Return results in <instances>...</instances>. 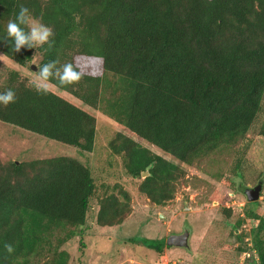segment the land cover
Here are the masks:
<instances>
[{
	"label": "trees",
	"instance_id": "1",
	"mask_svg": "<svg viewBox=\"0 0 264 264\" xmlns=\"http://www.w3.org/2000/svg\"><path fill=\"white\" fill-rule=\"evenodd\" d=\"M20 5L52 28L54 44L13 53L0 42V54L22 68L39 56L37 70L53 59L58 67L74 62L81 80L66 90L50 86L82 106L52 89L39 95L31 79L11 71L0 92L11 88L16 100L0 105V122L90 153L96 120L84 107L100 112L159 150L121 133L108 143L127 176L148 173L138 189L157 206L173 199L184 177L166 157L192 165L242 140L261 112L264 136V0H0V37ZM95 190L93 172L71 157L0 161V264H68L60 248L85 224L93 198L98 226L120 224L130 213L128 193ZM249 205L238 224L250 226L252 252L264 264V217ZM147 241L161 253V243Z\"/></svg>",
	"mask_w": 264,
	"mask_h": 264
},
{
	"label": "rangeland",
	"instance_id": "2",
	"mask_svg": "<svg viewBox=\"0 0 264 264\" xmlns=\"http://www.w3.org/2000/svg\"><path fill=\"white\" fill-rule=\"evenodd\" d=\"M88 61L82 60L81 66L87 68ZM38 62L39 56H35L29 70L31 66L37 69ZM11 71L29 79L34 76L28 67H19L7 58L0 59V87ZM49 89L56 91L52 86ZM56 92L82 106L72 96ZM84 108L96 120V137L90 153L0 122L2 163L71 157L93 172L96 197L111 192L114 186L121 187L130 197V213L120 224L111 227L96 224L99 207L96 198L91 200L85 224L72 228L76 235L60 248L69 254L68 264H258L257 254L252 252L250 226L238 222L244 217L243 210L250 206L245 189L259 182L262 186L254 208L264 217V136L259 135L263 112L242 140L192 165L166 157L184 172V177L176 184L173 199L157 206L138 189L143 177L127 176L122 158L108 149L116 133L136 139L100 112ZM137 142L160 155L155 147ZM118 189H114L116 193ZM184 232L189 233L186 248L167 247L168 236ZM63 235L61 232L58 237ZM259 238L264 245V227ZM145 240L161 243V253L148 249L143 243Z\"/></svg>",
	"mask_w": 264,
	"mask_h": 264
},
{
	"label": "clouds",
	"instance_id": "3",
	"mask_svg": "<svg viewBox=\"0 0 264 264\" xmlns=\"http://www.w3.org/2000/svg\"><path fill=\"white\" fill-rule=\"evenodd\" d=\"M53 35L50 26L35 19L29 8L20 5L18 10L13 13L12 18L8 20L4 34L0 37V42H6L10 45V51L13 53H19L22 48L40 49L47 52L54 44ZM45 45L47 47H44ZM4 58L13 62L7 54H0V59ZM97 58L102 59V57ZM57 65L58 61L53 59L42 63L38 70H29L28 67V71L34 73L29 84L37 94L47 95L50 85L66 90L81 80L83 73L75 66L74 62H67L59 67ZM15 100L16 95L11 88L0 92V105L7 106L14 103ZM4 248L9 254L14 251L11 244H5Z\"/></svg>",
	"mask_w": 264,
	"mask_h": 264
},
{
	"label": "water",
	"instance_id": "4",
	"mask_svg": "<svg viewBox=\"0 0 264 264\" xmlns=\"http://www.w3.org/2000/svg\"><path fill=\"white\" fill-rule=\"evenodd\" d=\"M32 70H35L36 68L34 66H31ZM148 175L147 172L142 174V177H146ZM261 183L259 182L256 186L253 188H247L244 191V194L246 196V199L248 202L253 203L258 200L260 191H261ZM189 233L184 232L182 234H173L167 237L166 245L167 247H177V248H186L187 242H188Z\"/></svg>",
	"mask_w": 264,
	"mask_h": 264
}]
</instances>
